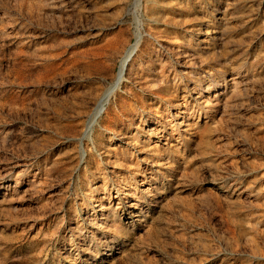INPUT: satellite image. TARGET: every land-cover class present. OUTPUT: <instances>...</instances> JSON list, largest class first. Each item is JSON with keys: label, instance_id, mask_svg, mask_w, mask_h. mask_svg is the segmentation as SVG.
Listing matches in <instances>:
<instances>
[{"label": "rangeland", "instance_id": "obj_1", "mask_svg": "<svg viewBox=\"0 0 264 264\" xmlns=\"http://www.w3.org/2000/svg\"><path fill=\"white\" fill-rule=\"evenodd\" d=\"M0 264H264V0H0Z\"/></svg>", "mask_w": 264, "mask_h": 264}, {"label": "bare ground", "instance_id": "obj_2", "mask_svg": "<svg viewBox=\"0 0 264 264\" xmlns=\"http://www.w3.org/2000/svg\"><path fill=\"white\" fill-rule=\"evenodd\" d=\"M141 0H137V7L140 8ZM135 19L137 23V30L134 35L133 43L126 49L123 57L120 60L119 69L117 76L114 82L107 88L104 94L101 96L97 106L95 107L94 111L92 112L91 116L89 117L87 128L85 132V137L89 140L91 139V134L95 126L98 124L99 120L101 119L106 106L108 105L110 99L116 95V93L121 90L122 84L125 81L126 71L128 69L129 64L133 60L134 55L139 49V46L142 41L143 32L141 30L140 22L137 19V15L135 14ZM234 83V82H233Z\"/></svg>", "mask_w": 264, "mask_h": 264}]
</instances>
